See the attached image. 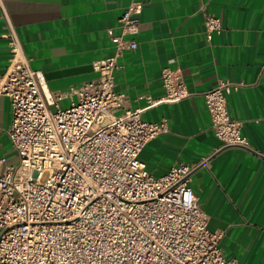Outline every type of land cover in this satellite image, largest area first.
Listing matches in <instances>:
<instances>
[{"label":"built area","instance_id":"2783aa9c","mask_svg":"<svg viewBox=\"0 0 264 264\" xmlns=\"http://www.w3.org/2000/svg\"><path fill=\"white\" fill-rule=\"evenodd\" d=\"M144 5L130 0L119 33L109 31L114 53L92 62L97 77L72 89L77 101L62 106L64 94L50 91L44 73L31 66L0 0L10 51L0 94L12 107L8 135L19 155L13 165L0 157V264H237L223 250L224 232L209 229L190 184L210 157L154 176L140 153L170 130L167 121L144 120V108L118 112L125 95L116 91V72L124 52L138 48ZM205 28L212 40L220 18L205 13ZM161 79L165 95L148 97L149 106L201 96L219 149L249 147L228 94L251 84L220 79L197 91L170 67Z\"/></svg>","mask_w":264,"mask_h":264},{"label":"crops","instance_id":"0c3cea01","mask_svg":"<svg viewBox=\"0 0 264 264\" xmlns=\"http://www.w3.org/2000/svg\"><path fill=\"white\" fill-rule=\"evenodd\" d=\"M31 66L47 87L62 92V106L77 101L72 89L94 79L92 62L110 56L119 17L130 0H4ZM138 48L126 50L116 72V91L125 95L119 113L144 108L146 121L166 120L170 130L150 140L140 159L154 176L178 163L210 157L192 176V188L209 215L211 231L224 232V252L237 264H264V0H142ZM222 29L206 35L205 13ZM7 27L0 10V75L9 63ZM180 69L197 91L220 79L251 84L232 90L228 106L243 121L249 147L219 149L201 96L149 106L165 95L162 71ZM12 107L0 94V157L18 163L8 129Z\"/></svg>","mask_w":264,"mask_h":264},{"label":"rangeland","instance_id":"374dc122","mask_svg":"<svg viewBox=\"0 0 264 264\" xmlns=\"http://www.w3.org/2000/svg\"><path fill=\"white\" fill-rule=\"evenodd\" d=\"M69 106V105H68ZM45 178H46V175H45V177L43 178V180H45Z\"/></svg>","mask_w":264,"mask_h":264}]
</instances>
